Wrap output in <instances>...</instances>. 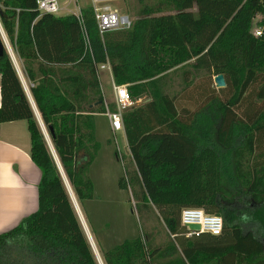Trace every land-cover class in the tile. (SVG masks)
Returning <instances> with one entry per match:
<instances>
[{
  "label": "trees",
  "instance_id": "16d2710c",
  "mask_svg": "<svg viewBox=\"0 0 264 264\" xmlns=\"http://www.w3.org/2000/svg\"><path fill=\"white\" fill-rule=\"evenodd\" d=\"M136 2L125 4L132 27L101 38L91 9L83 29L73 15H41L37 0H0L1 26L102 262L264 264V239L242 221L264 228V31L253 35L264 0ZM102 64L132 99L149 100L122 112L131 171L117 189L137 218L134 232L107 247L88 210L108 128ZM218 75L224 90L198 82ZM0 76V125L28 123L41 174L37 210L0 234V264H99L6 50ZM108 109L117 112L115 103ZM188 208L222 217V234L188 237ZM149 216L165 226V241L147 228Z\"/></svg>",
  "mask_w": 264,
  "mask_h": 264
},
{
  "label": "rangeland",
  "instance_id": "374dc122",
  "mask_svg": "<svg viewBox=\"0 0 264 264\" xmlns=\"http://www.w3.org/2000/svg\"><path fill=\"white\" fill-rule=\"evenodd\" d=\"M69 1L70 0H59L63 8L69 3ZM131 2H136V0H131ZM126 5L129 4L127 3ZM125 7L126 6H121V9L127 13ZM66 8V10L60 11L58 16H67L68 11H72L74 6L70 5ZM130 14L132 15V18H135L133 13ZM214 78L206 79L205 83L202 80H199L198 82L211 90L212 83L215 86ZM102 82L108 103H115L113 91L111 85L108 84L106 74H104ZM180 82V77L174 79V91L181 90ZM144 99V97L141 98L139 102H145ZM100 139L101 142H104L105 146L101 149L92 167L91 174L96 186L97 198L94 202L88 203V210L92 216L93 223L100 232V238L103 245L107 247L129 235L130 232H134V218H137V213L134 208H131L129 203H127L126 195L117 189V179L119 176L125 175L126 172L129 173L131 171V160L126 156L124 150L123 135L122 133L113 135L110 131H102ZM106 139H110L112 143L108 145L107 142H105ZM133 189H135L134 185ZM139 205L141 207L140 202ZM32 211L28 212V214H24V218L30 215ZM106 224H109L110 227L106 228ZM146 224L147 228L154 230L157 233L159 237L158 241L163 242L166 240L167 231L165 230V226L156 218V216H149V222Z\"/></svg>",
  "mask_w": 264,
  "mask_h": 264
},
{
  "label": "crops",
  "instance_id": "0c3cea01",
  "mask_svg": "<svg viewBox=\"0 0 264 264\" xmlns=\"http://www.w3.org/2000/svg\"><path fill=\"white\" fill-rule=\"evenodd\" d=\"M99 74L104 100H107L105 90H103L102 78L104 74H106L108 84L111 85L113 91L112 81L114 82V80L112 73L109 71H100ZM139 100L140 99L135 100V105L133 107L149 102V100H145V102H139ZM1 104L0 76V107ZM103 116L107 119L106 122L108 125V128L103 131H110L112 133L108 118L105 114ZM119 133L123 135L124 150L126 156L130 158V149L124 130ZM104 146L105 145H103V147ZM40 177V171L31 159V138L28 130V123L26 121H15L1 124L0 234L17 226L23 220L24 214H28V212L32 210V213H34L37 210ZM32 213H30V215ZM242 221L246 230H252L258 239H264V228L260 227L258 221H250L247 217H242Z\"/></svg>",
  "mask_w": 264,
  "mask_h": 264
},
{
  "label": "built area",
  "instance_id": "2783aa9c",
  "mask_svg": "<svg viewBox=\"0 0 264 264\" xmlns=\"http://www.w3.org/2000/svg\"><path fill=\"white\" fill-rule=\"evenodd\" d=\"M129 0H70L68 4L61 6L59 0H37V11L41 15H56L59 12L66 10L67 6L73 5L74 9L68 11L67 15H73L77 18L84 29V11L91 9L93 12V18L95 20L97 30L101 38L105 34L130 29L133 25V18L125 13L121 9V6ZM253 35L260 37L264 31V23L262 17H257ZM86 41H88V35L86 34ZM100 71H109L111 68L109 64H102L99 66ZM115 103L117 106V112H110L108 109V101L104 100L106 105L105 116L108 118L110 129L114 135L124 130L122 121V112L135 105V100L132 99L127 86H119L112 81ZM181 222L183 226L199 225L200 231H190L187 234L188 237L199 236L202 233H209L213 236H220L224 229L223 218L217 215H208L200 209H184L181 215Z\"/></svg>",
  "mask_w": 264,
  "mask_h": 264
},
{
  "label": "water",
  "instance_id": "95a60500",
  "mask_svg": "<svg viewBox=\"0 0 264 264\" xmlns=\"http://www.w3.org/2000/svg\"><path fill=\"white\" fill-rule=\"evenodd\" d=\"M5 50L8 52L9 56L11 57V59L13 61V64H14V66H15L18 74H19V77L21 78V80L23 82V85L25 87V91L27 93V96H28V98H29V100H30V102H31V104L33 106V109H34L35 115L37 117V120L39 122V125H40V127L42 129V132L44 133V136L46 138V141H47V143L49 145V148L51 150V153H52V155H53V157L55 159V162L57 164V167L59 169V172H60L61 176L63 177V180L65 182V185H66V187L68 189V192L70 194V197L72 199L73 205L75 207V210H76V212L78 214V217L80 219V222H81V224L83 226V229H84V231L86 233V236H87V238H88V240L90 242V245H91V247L93 249V252H94V254L96 256V259H97V261H98L99 264H103L102 259L100 257V254H99V252H98V250L96 248V245L94 244V242H93V240H92V238L90 236V233H89L88 229H85V227L83 225V218H82V214H81L80 207H79V205L77 203V200H76V198L74 196V193H73V191H72V189H71V187L69 185V182H68V180H67V178L65 176V173H64V171L62 169V166L60 164V161H59V159H58V157L56 155V152H55V150L53 148V145L51 143V140L49 138V135L47 133V130H46L45 126L42 123V120L40 118V115H39V113H38V111L36 109V106H35L34 102H33L32 96H31V94H30V92H29V90L27 88V85H26V83L24 81L23 75H22V73H21V71L19 69V65L17 63L16 57L14 55V52H13V50H12L10 44H9V41H8V39L6 37V34H5V32H4V30H3L2 26H1V23H0V57L4 54V51ZM214 83H215V86H216L217 89H224V88H226V81H225V78H224L223 75L216 76L214 78ZM100 103L101 102L95 104V106H98ZM188 229L190 231L196 232V231H200V226L199 225H189L188 226Z\"/></svg>",
  "mask_w": 264,
  "mask_h": 264
},
{
  "label": "bare ground",
  "instance_id": "6f19581e",
  "mask_svg": "<svg viewBox=\"0 0 264 264\" xmlns=\"http://www.w3.org/2000/svg\"><path fill=\"white\" fill-rule=\"evenodd\" d=\"M81 214H82V212H81ZM82 218H83V225H84L85 229H88V231H89V233H90V236H91V238H92V240H93V237H92L91 232H90V230H89V228H88V226H87V223H86V221H85V219H84L83 214H82ZM93 242H94V240H93ZM94 244H95V242H94Z\"/></svg>",
  "mask_w": 264,
  "mask_h": 264
}]
</instances>
